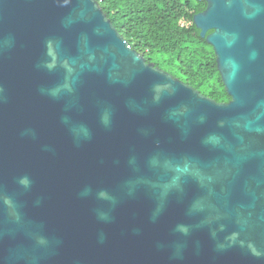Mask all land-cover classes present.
Listing matches in <instances>:
<instances>
[{
	"label": "water",
	"instance_id": "water-1",
	"mask_svg": "<svg viewBox=\"0 0 264 264\" xmlns=\"http://www.w3.org/2000/svg\"><path fill=\"white\" fill-rule=\"evenodd\" d=\"M205 3L225 103L96 0H0V264H264V0Z\"/></svg>",
	"mask_w": 264,
	"mask_h": 264
},
{
	"label": "trees",
	"instance_id": "trees-1",
	"mask_svg": "<svg viewBox=\"0 0 264 264\" xmlns=\"http://www.w3.org/2000/svg\"><path fill=\"white\" fill-rule=\"evenodd\" d=\"M130 48L216 102H228L211 46L193 25L205 0H96Z\"/></svg>",
	"mask_w": 264,
	"mask_h": 264
}]
</instances>
